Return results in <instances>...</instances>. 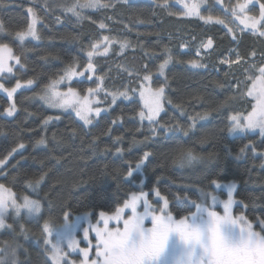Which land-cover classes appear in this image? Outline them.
I'll list each match as a JSON object with an SVG mask.
<instances>
[{"label": "snow or ice", "instance_id": "6c2138e0", "mask_svg": "<svg viewBox=\"0 0 264 264\" xmlns=\"http://www.w3.org/2000/svg\"><path fill=\"white\" fill-rule=\"evenodd\" d=\"M12 2L13 0H0V10ZM153 2L155 3V0ZM169 3L170 0H163V3L156 6L166 10L168 16L195 17L205 25H220L227 29L225 36H231L230 42H242V36L238 33L246 31L251 35L264 37V0H245L244 3L234 5L214 0V4L223 9L224 15H214L211 6L207 8V14L202 12L205 0H175L183 9L182 12L171 10ZM117 5L127 7L130 20L145 22L141 19L139 10L133 9L132 0H52L51 3L44 0L43 10L46 14L54 16L56 23H82L91 19L85 15V10L100 12L112 8L119 11ZM57 11L59 15H55ZM27 14L24 25L14 32L15 39L21 44L28 39L40 41L42 38L37 30V24L41 23V20L34 7H28ZM106 19L111 17L106 16ZM236 20L243 27L235 25ZM106 26L103 21L98 24L99 29ZM124 27L131 31L127 25ZM5 32V26L0 23V34ZM70 39L75 41L77 37L71 36ZM191 39L196 40V37L193 35ZM103 42V52L99 51L101 41L90 43L86 50L81 49L87 56L83 71H77L80 67L79 61L72 59L60 72L54 73L38 93L36 88L40 85L35 78L24 79L17 75L26 68L20 56L14 55L9 44L0 43V92L6 94L9 102L7 107L0 109V117L8 119L9 122L17 119V113L23 104L20 102L18 106L16 94L19 90L30 91L42 102V106L59 111V114L42 118V132H47L49 125L61 121L63 113H69L70 119L71 113H74L73 125L66 127V131H71L69 138L90 137L93 135L92 129L100 127L102 113L106 117L118 100L131 102L138 95L142 106L134 113L133 118L137 122V130L145 127L144 122L147 121L148 133L144 135L143 140L133 138L127 151L140 145L147 149L149 142L159 145L161 140L157 138L163 137L164 142L174 146L173 162L179 163L180 167H192L195 163L203 162L205 158L186 145L191 142L190 133L197 128L198 122L208 119V112L189 115L190 124H181L179 121L172 123L161 116V113H165V101L172 104L181 116L185 115L183 106L174 104L166 93V89L170 88L166 69L175 60L171 49L167 46L163 48V62L159 63L155 73L157 77H163V80H154L153 72L146 64L143 72L117 65V75L123 72L128 80L121 83L119 88L109 89L104 83L106 74L96 75L97 66L93 57L107 55L109 46L115 43H119V54L124 55L131 43L127 39L118 40L108 35L103 36ZM213 43V36L206 40L201 39L195 50V56L200 59L175 62L186 63L194 70L206 69L208 64L204 62L205 57L201 56V50L210 55L208 50H213ZM261 43H264V40ZM190 47L189 41L182 40L179 44L180 49L187 50ZM238 48L239 45L237 49L232 50L236 52L233 59L219 60L220 64L238 65L237 68L229 67L225 72V77L230 79L216 82L217 88L226 89L228 93L227 98L213 109L221 114L223 126L217 125L215 130H205L199 137V143L205 145L216 141L220 138L218 133H226L228 137L239 135L247 139L248 143L240 147L236 159H241L250 150L253 157L261 158L260 167L264 168V151L258 150L264 148V49L260 50L258 59L255 49L251 52L252 58L247 59L239 54ZM145 55L151 59L155 53L149 55L146 52ZM9 61H14V64ZM109 71L111 72V68ZM85 73L91 74L86 76ZM61 84L66 85V92L59 91ZM132 84L136 87H131ZM85 92L86 94H83ZM248 97L251 100H248ZM241 99L245 105H250V111L243 105L240 108L232 105L233 100ZM104 104L107 106H103ZM32 115V112H27L25 121ZM77 120L82 124L76 125ZM119 123V119L111 120L101 134L111 137L113 128ZM200 128L203 129L204 125L201 124ZM177 131L182 132L183 136H177ZM255 133L260 136V144L252 139V134ZM0 135L4 133L0 131ZM55 139L56 133H53V140ZM122 142V136L114 137L115 154L121 159L126 151L121 147ZM36 146L47 147V136H41ZM88 147L93 153L98 149L95 140L90 142ZM23 148L24 143H19L0 158V175H3V166L7 164L8 159ZM224 148L227 155H232V149L227 144H224ZM111 150V147H105L104 152L107 154ZM20 155L21 160L26 159L22 153ZM153 156V151L144 150L134 166L129 161L126 171L116 170L118 181L134 184L137 190L126 192L122 205L116 207L112 214L99 211V219L95 222L91 212L77 215L74 221H70V205L65 202L62 190L57 189L55 185L47 190L44 188L47 172L35 174L31 178L25 174L26 189H30L27 195L16 196L4 184H0V230L7 234V239L0 240V264H76L75 260L69 259L72 253L83 257L79 264H264V219L258 218L260 231H255L243 212L233 215L234 206L247 207L243 200L235 199V181L222 184L219 179L210 178L207 188L185 184L180 186L178 191L172 192L170 199L169 195L162 194L157 187L160 179L157 177L156 184L150 189L156 199L150 200L149 191L144 190L145 170L152 163ZM214 156L215 153L210 152L208 162H211ZM16 164L20 165V161ZM136 174L141 177L139 181L135 179ZM109 175L107 171L101 173L105 178ZM72 186L79 187L80 182L74 181ZM190 189H195V197L190 195ZM222 190H226L224 199L220 194ZM115 203L119 204V201ZM218 207H222V214L216 210ZM173 208L179 213V217L174 215ZM126 209L129 210L127 216ZM110 222H114L115 226L110 227ZM146 222H150L151 226L147 227ZM81 223L87 226L81 229ZM27 225L34 226L36 233L30 232ZM78 230L82 231L83 240L87 242L86 247H80L76 236ZM90 233L95 234V244L89 239ZM21 238L24 241L33 240L39 246L40 251L35 259L21 242ZM93 249L94 256L90 259Z\"/></svg>", "mask_w": 264, "mask_h": 264}, {"label": "trees", "instance_id": "16d2710c", "mask_svg": "<svg viewBox=\"0 0 264 264\" xmlns=\"http://www.w3.org/2000/svg\"><path fill=\"white\" fill-rule=\"evenodd\" d=\"M48 2L51 3L52 0H48ZM43 3L44 0H13L3 10H0V23H3L6 29L5 33L0 34V43L9 44L14 55L20 56L22 62L26 64L23 72L17 73V75L24 79L35 78L40 85L36 88L37 93L54 73L60 72L72 59H77L82 64L81 66H85L87 56L81 49L86 50L90 43L100 41L105 35L127 39L131 43V47L125 50L124 55L119 54V45L117 44L106 56L99 55L93 58L94 64L97 66L96 75L106 74L104 83L109 89L119 88L121 83H126L128 80L123 72L117 75V65L143 72L146 64L148 69L153 72L154 80H163V77H157L155 73L159 63L163 62L165 46L171 49L175 60L200 59L195 56L193 47L195 48L201 39L206 40L209 36H213V50H208L211 54L207 55L205 50L203 51L204 62L208 64L206 69L194 70L186 63H177L175 60L166 69L170 84L166 93L174 104L183 106L185 115L181 116L179 111L166 101V115L162 114L165 120H170L172 123L179 121L181 124H190L189 115L208 112V119L198 122L197 128L190 133L191 142L186 145L205 159L203 162L195 163L192 167H180L179 163L173 162L172 149L174 146L164 142L163 137L157 138L161 140L159 145L149 142L147 149L140 145L127 151L133 138L143 140L144 135L148 133L147 122H144L145 127L137 130V122L133 116L142 105L136 97L131 102L119 100L116 105L111 107L110 114L106 117L102 114L100 127L92 129V136L69 138L71 131L70 129L66 131V127L73 125L75 114L71 113L72 118L70 119L69 113H63L61 121L49 125L48 131L42 132V118L59 114V112L42 106V102L35 98L33 92L22 90L16 95L18 106H20V102L23 104L17 113L18 118L9 122L8 119L0 117V131L4 133V135H0V158L19 143H24L25 148L19 149L8 159L0 181L16 196L27 195L30 189H26L25 174L27 173L31 178L35 174L47 172L44 188L47 190L55 185L57 189L62 190L65 202L70 205V218L86 212L98 215L101 210L110 214L115 211L116 207L122 205L126 192L137 190L134 184L118 181L116 170L126 171L129 161L134 166L144 150H151L154 152V156L152 163L145 170L144 188L145 191H149L151 198L154 193L150 189L156 184L157 177H160L157 187L162 194L169 195L170 199V194L178 191L180 186L185 184L191 183L207 188L210 178L219 179L221 183L235 181L237 183L235 197L238 201L243 200L247 207L236 205L234 214L239 215L243 212L248 221L252 223L253 229L260 231L258 218L264 219V199H262L264 168L260 167L261 158L253 157L249 150L241 159H236L240 147L248 143V140L241 136L228 137L226 133H218L219 139L205 145L199 143V137L205 130H215L217 125L223 126L221 114L213 109L219 102L227 98L228 93L226 89L217 88L216 82L230 79L225 77V72L229 67L237 68L238 65L220 64L219 60L233 59L236 52L232 50L237 49L238 45L240 55L251 59V52L255 49L258 59L260 50L264 49V43H261L264 37L251 35L246 31L242 34L238 33L242 36V42H230L231 36H225L227 29L220 25H205L203 21L194 17L168 16L166 10L156 6V4L163 3V0H155V3L153 1H139L137 4L132 2L133 9L139 10L144 23L130 20V12L127 7L120 5H117L119 11L110 8L100 12L93 11L94 14L86 12L85 15L91 19L82 23H56L54 16L44 12ZM28 7H34L40 17L41 23L37 24V30L42 38L40 41L28 39L21 44L15 39L14 32L24 25ZM169 8L174 12H182L179 8L176 9L172 0H170ZM213 12L216 15L224 14V12L215 10ZM59 14V11L55 13V15ZM106 16L111 17V20L106 19ZM61 19L63 20V16ZM101 21L107 25L104 29L98 28ZM125 25L131 31H128L124 27ZM157 33L159 35H156ZM193 35L196 40L191 39ZM71 36H76L77 39L73 41L70 39ZM182 40L189 41L191 47L187 50L180 49L179 44ZM146 52L149 55L153 53L155 55L149 59L145 55ZM130 86L136 87L135 84ZM247 99L251 100L250 97ZM231 103L236 108H240L242 105L247 107V110L251 108L250 105H245L243 99L233 100ZM0 104L1 109L9 104L3 94H0ZM27 112H32L33 115L25 121ZM173 117L176 119H172ZM113 119L121 121L113 128V135L110 137L107 134H101ZM75 123L76 125L82 124L78 120ZM201 124L204 125L203 129L200 128ZM53 133H56L55 140H53ZM175 134L183 136L179 131ZM45 135L47 136V147L36 146L37 140ZM116 135L123 137L121 147L126 151L122 159L115 154L114 137ZM252 139L260 144L257 136H252ZM93 140L98 145L95 153L88 147ZM224 144L232 149V155H227ZM105 147H111L112 150L105 154ZM210 152H214L215 156L211 162H208ZM21 153L26 159L21 160ZM17 161H20L22 167L16 164ZM105 165H107L106 169ZM102 171H107L110 175L106 178L102 177ZM135 179L136 181L141 179L139 174H136ZM74 181H79L80 186L74 188L72 186ZM189 193L192 197L196 195L195 189H190ZM84 197L87 199H83ZM115 201H119V204H116ZM173 212L179 217V213L174 208ZM148 225H151L150 222H146V226ZM33 229L36 230L34 226ZM21 240L24 242L23 238ZM39 251V246L30 250L33 259L36 258Z\"/></svg>", "mask_w": 264, "mask_h": 264}, {"label": "rangeland", "instance_id": "374dc122", "mask_svg": "<svg viewBox=\"0 0 264 264\" xmlns=\"http://www.w3.org/2000/svg\"><path fill=\"white\" fill-rule=\"evenodd\" d=\"M139 1H152V0H132V2H135L136 4L139 2ZM222 2L224 3V4H229V3H231V4H237V3H244L245 2V0H222ZM173 3L175 4V6H176V9H182L181 8V6L179 5V4H176L175 3V0H173ZM204 6H212V8L215 10V11H219V12H223V9L220 7V5H215L214 4V0H212L211 2H210V4L208 5V3H205L204 4ZM203 8V7H202ZM182 11H183V9H182ZM258 11V10H257ZM86 12H93V11H91V10H85V13ZM213 14L214 15H216V13L215 12H213ZM222 15H224V14H222ZM228 15H230V13L228 14ZM229 18H231L230 16H229ZM235 25H237L238 27H243V25H240L239 24V21L238 20H236L235 21ZM118 40L119 39H121L120 37L119 38H117ZM101 41V43H100V47H99V51L100 52H103L104 51V47H105V43L103 42V38L100 40ZM119 45V43H115V44H112L111 46H109V50H108V53L107 54H109L110 52H111V50H112V48L115 46V45ZM196 46L197 45H195V48L193 47V52L195 53V50H196ZM103 56H106V55H103ZM94 57H96V56H94ZM93 57V58H94ZM9 63L10 64H14V61H9ZM80 64V63H79ZM82 64H80V67H78L77 68V71H83V69H84V67L86 66H81ZM226 65H228V64H226ZM233 65V64H232ZM231 65V66H232ZM229 66V65H228ZM91 73H85V75L87 76V75H90ZM155 77H153V79H154ZM77 79H83L82 77H77ZM12 84L14 85V81H12ZM79 90V89H78ZM20 91H22V90H19L18 92H17V94L20 92ZM59 91H61V92H66L67 91V87H66V85H64V84H61L60 86H59ZM0 94H3V95H5L6 96V94L5 93H3V92H0ZM16 94V95H17ZM83 94H86V92L85 93H83ZM103 95V93H101V96ZM136 98H138V100H139V96L137 95V96H135ZM134 97V98H135ZM7 98V97H6ZM120 100H123V99H120ZM119 101V100H118ZM125 101H127V100H125ZM141 103V102H140ZM252 103H255V101H252ZM0 109H1V104H0ZM53 111H56V112H59L57 109H52ZM251 110V108L248 110V111H250ZM74 114V113H73ZM103 114V113H102ZM162 114L163 113H161V116H162ZM145 122H147V121H145ZM236 136H239V135H235V136H232V137H236ZM252 136H257L258 137V139H259V141H260V136H259V134L258 133H255V134H252ZM258 150H261V151H264V148H262V149H258ZM259 157V156H258ZM7 164H8V162H7ZM6 164V165H7ZM5 165V166H6ZM5 166H3V168L5 167ZM3 175H4V172H3ZM3 175H0V178L3 176ZM0 184H3L1 181H0ZM223 184V183H222ZM6 187V186H5ZM7 188V187H6ZM225 191L226 190H222L221 191V198L222 199H224V198H226V196H225ZM12 192V191H11ZM13 193V192H12ZM149 199L150 200H154V199H156L155 198V195L153 194L152 195V198L150 197V195H149ZM235 199H236V197H235ZM234 208H235V206L233 207V215H235L234 214ZM219 209H220V211H219ZM219 213H223V209H222V207L221 208H217L216 209ZM128 211L129 210H125V216H127L128 215ZM110 214H112V213H110ZM80 215H83V214H80ZM237 215V214H236ZM77 215H75L74 217H72V218H70V221H74L75 220V217H76ZM97 219H99V216L98 215H93L92 214V220H93V222H95ZM87 225L86 224H84V223H81V229L83 228V227H86ZM100 226H102V222H101V225ZM110 227H114L115 226V224H114V222H110V225H109ZM122 226V225H121ZM26 227H28V229H29V231L30 232H32L33 234H35V232H36V230H34L33 229V226L32 225H27ZM76 236H77V238L79 239V241H80V247L81 248H83V247H86L87 246V242L86 241H84L83 240V237H82V231H77V233H76ZM3 239H7V234L3 231V230H0V240H3ZM53 239H55V237H53ZM89 239L92 241V243L93 244H95V234L94 233H90V235H89ZM21 242L22 243H24L25 242V246L29 249V251L33 248V247H35V246H38L36 243H35V241H33V240H27V241H22L21 240ZM28 242H31V243H28ZM92 256H94V249H93V251L90 253V259H91V257ZM69 259H72V260H75L76 261V264H79V261L80 260H82L83 259V257L81 256V255H78L77 253H72L71 254V256L69 257Z\"/></svg>", "mask_w": 264, "mask_h": 264}, {"label": "crops", "instance_id": "0c3cea01", "mask_svg": "<svg viewBox=\"0 0 264 264\" xmlns=\"http://www.w3.org/2000/svg\"><path fill=\"white\" fill-rule=\"evenodd\" d=\"M153 1V0H152ZM212 0H205V3H208V5L210 4V2H211ZM208 7H210V6H203V8H201V11L202 12H204L205 14H207V8ZM212 7V6H211ZM214 9L212 8V11H213ZM180 11H182V9L180 10ZM195 18V17H194ZM203 49L201 50V56L203 57L204 56V53H203Z\"/></svg>", "mask_w": 264, "mask_h": 264}, {"label": "bare ground", "instance_id": "6f19581e", "mask_svg": "<svg viewBox=\"0 0 264 264\" xmlns=\"http://www.w3.org/2000/svg\"><path fill=\"white\" fill-rule=\"evenodd\" d=\"M173 1V0H172ZM93 14H94V12H93ZM118 19V18H117ZM111 20V19H110ZM119 24V23H118ZM112 31V30H111ZM118 33H120V32H118ZM118 37V36H117ZM100 58V57H99ZM115 67V66H114ZM106 72V71H105ZM125 78V77H124ZM115 80V79H114Z\"/></svg>", "mask_w": 264, "mask_h": 264}, {"label": "flooded vegetation", "instance_id": "af4514ba", "mask_svg": "<svg viewBox=\"0 0 264 264\" xmlns=\"http://www.w3.org/2000/svg\"><path fill=\"white\" fill-rule=\"evenodd\" d=\"M218 208H221V207H218ZM151 225H148L147 227H150Z\"/></svg>", "mask_w": 264, "mask_h": 264}]
</instances>
